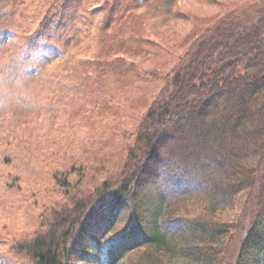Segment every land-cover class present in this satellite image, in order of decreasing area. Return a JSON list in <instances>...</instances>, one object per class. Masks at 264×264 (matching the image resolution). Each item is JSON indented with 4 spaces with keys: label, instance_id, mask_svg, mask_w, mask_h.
I'll list each match as a JSON object with an SVG mask.
<instances>
[{
    "label": "trees",
    "instance_id": "obj_1",
    "mask_svg": "<svg viewBox=\"0 0 264 264\" xmlns=\"http://www.w3.org/2000/svg\"><path fill=\"white\" fill-rule=\"evenodd\" d=\"M39 1L28 63L82 24L93 38L76 85L118 88L92 97L99 118L109 99L149 88L132 131L120 118L93 128L97 182L76 188L66 175L64 201L16 252L33 264H264V0H193L206 14L189 0ZM26 2L0 0V38ZM114 133H133L120 163L104 154Z\"/></svg>",
    "mask_w": 264,
    "mask_h": 264
},
{
    "label": "rangeland",
    "instance_id": "obj_2",
    "mask_svg": "<svg viewBox=\"0 0 264 264\" xmlns=\"http://www.w3.org/2000/svg\"><path fill=\"white\" fill-rule=\"evenodd\" d=\"M26 1L2 19L8 32L0 38V264H33L13 247L47 226L50 209L65 199L66 175L76 188L97 182L88 168L93 157V128L98 123L111 127L120 118V132L124 128L132 131L143 108L144 87L149 88L141 85L122 93L118 106L109 99L106 105L113 107L102 109L103 119L99 118L92 109V97L108 92L113 85L85 93L76 85L74 69L91 51L92 28L85 31L81 24L78 31L70 32L73 35L68 34V41L62 38L61 49H49L54 52L52 58L28 63L22 41L36 28L43 6L39 0ZM188 3L197 14L214 10L193 0ZM112 90L115 94L118 88ZM132 136L113 135L104 154L116 152L113 160L120 163L124 144ZM73 165L84 168H69Z\"/></svg>",
    "mask_w": 264,
    "mask_h": 264
}]
</instances>
